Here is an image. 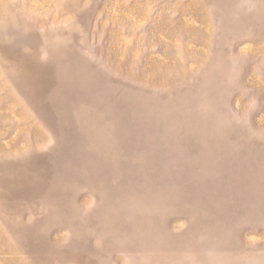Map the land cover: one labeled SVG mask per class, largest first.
I'll return each instance as SVG.
<instances>
[{"label": "rangeland", "instance_id": "rangeland-1", "mask_svg": "<svg viewBox=\"0 0 264 264\" xmlns=\"http://www.w3.org/2000/svg\"><path fill=\"white\" fill-rule=\"evenodd\" d=\"M0 264H264V0H0Z\"/></svg>", "mask_w": 264, "mask_h": 264}]
</instances>
